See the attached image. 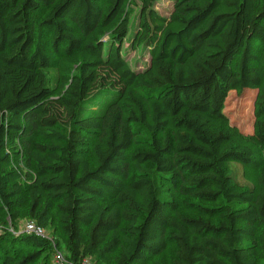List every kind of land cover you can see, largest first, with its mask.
<instances>
[{
	"label": "trees",
	"instance_id": "1",
	"mask_svg": "<svg viewBox=\"0 0 264 264\" xmlns=\"http://www.w3.org/2000/svg\"><path fill=\"white\" fill-rule=\"evenodd\" d=\"M171 1L141 0L133 31L130 0H0L1 238L30 248L0 264H53L55 242L75 263L149 264L170 242L171 264L264 260V0ZM251 91L243 131L227 104ZM22 218L50 238L10 231Z\"/></svg>",
	"mask_w": 264,
	"mask_h": 264
},
{
	"label": "rangeland",
	"instance_id": "2",
	"mask_svg": "<svg viewBox=\"0 0 264 264\" xmlns=\"http://www.w3.org/2000/svg\"><path fill=\"white\" fill-rule=\"evenodd\" d=\"M160 2L157 4V11L162 15H168L170 10L173 9V2L171 0H159ZM98 4L104 9H108L111 5V0H97ZM141 0H130L129 8L132 9V15H131V27L134 28L138 21V12L141 8ZM44 45L45 49L53 56L54 64L50 68L49 73L50 75L54 76L56 75V65L55 62L58 60L59 51H55V48L52 44V38L50 35H46L44 37ZM253 49L255 53H258L260 51V44L253 43ZM122 52L125 55V58L129 61V63L136 69H142L149 61V56L147 51L143 49L142 47L133 49L131 47V40L126 39L122 46ZM255 91L248 92L243 95H239L236 92H232L231 96L228 100L227 104V110L230 112L232 116V120L236 122L240 128L243 131H251L252 128V121L254 119V113H253V97H254ZM147 147H149V142L147 140H144L143 138L137 139L136 143L132 146V151H140L145 150ZM131 179L135 178L137 176V173L134 169L131 171ZM157 184L160 186V193L167 198L175 199V201L178 203L181 211L189 216H199L202 215L204 217H208L205 215L200 208L201 203L198 202L195 199H192L188 196L181 195V193L178 191L176 187H173L172 185H169L163 181H157ZM205 205V204H204ZM216 205V204H210ZM212 219H216L215 217H212ZM27 221L24 220V218L21 219V221L17 224V226H11L9 228L10 231H14L15 234H20V232H23L24 223ZM2 227H0V246L2 247L3 251L0 254L1 256L7 255L14 257L15 259L21 258L22 255L26 254L30 248H26L23 245H18L16 243H13L12 241L5 240L1 238L2 235ZM56 249H60V251L63 252V254L67 257V252L64 247V245H57L55 242L54 248L52 250V261H53V252ZM176 245L173 242L169 243V249L162 253L159 257H152L148 260L149 264H155L156 261H158L161 264H171V259L175 254ZM91 264H96L95 262H91ZM259 264H264V260H259Z\"/></svg>",
	"mask_w": 264,
	"mask_h": 264
},
{
	"label": "built area",
	"instance_id": "3",
	"mask_svg": "<svg viewBox=\"0 0 264 264\" xmlns=\"http://www.w3.org/2000/svg\"><path fill=\"white\" fill-rule=\"evenodd\" d=\"M23 232L32 233L44 238H50L47 230L44 227L32 221L24 223ZM53 254V264H91L90 259H84L79 263H75L71 261L68 257H66L63 252L60 251V249H56Z\"/></svg>",
	"mask_w": 264,
	"mask_h": 264
}]
</instances>
